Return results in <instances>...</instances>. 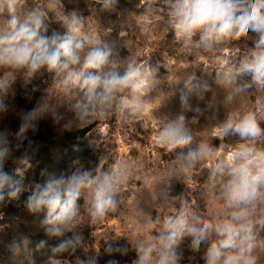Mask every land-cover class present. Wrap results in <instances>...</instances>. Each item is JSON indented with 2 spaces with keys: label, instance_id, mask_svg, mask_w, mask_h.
Returning a JSON list of instances; mask_svg holds the SVG:
<instances>
[{
  "label": "rangeland",
  "instance_id": "1",
  "mask_svg": "<svg viewBox=\"0 0 264 264\" xmlns=\"http://www.w3.org/2000/svg\"><path fill=\"white\" fill-rule=\"evenodd\" d=\"M169 7L170 0H118L111 8H104L103 0H24L17 9L21 21L34 10L43 12L47 36L67 32L62 17L81 18V57L91 47L107 45L118 71L129 64L139 69L141 83L135 96L140 107L136 112L120 107L121 101L126 105L134 95L126 89L111 106L81 119L75 105L83 92L65 82L66 73L47 68L31 73L0 64V103L4 108L9 102L15 104L10 111L13 116L22 106L27 111L37 106L43 109L41 120L62 137L66 180L83 173L97 180L119 174L115 211L94 220L92 189H83L71 231L53 236L48 232L52 226L44 222L42 241L46 244L31 249L12 239L15 235L1 234L0 264H87L89 260L134 264L141 245L153 247L149 264H156L159 237L167 234L165 224L170 218L183 212L188 226L200 227L203 221L215 225L233 211L224 196L227 168L223 175L214 169L221 163L229 165L231 153L240 145L254 144L264 150V135L253 141L235 133L221 137L218 130L230 114L249 111L256 113L264 129V107L256 106V100L264 98V86L253 84L248 75H235V68L258 37L249 32L239 39L213 42L211 47L201 42L199 33L177 39ZM8 18L6 11L0 13V31L6 29ZM230 69L234 78L229 83L225 76ZM174 122L182 123L193 139L190 145L169 151L158 137ZM202 146L210 155L189 166L187 153ZM9 160L12 170L19 168L24 175V159H16L13 153ZM19 196L29 195L21 192ZM8 210L15 214L14 209ZM252 219L253 255L256 264H264V200L257 201ZM8 229L16 233L9 225ZM74 236L80 238L74 249L56 250L63 239ZM219 239L213 230L194 248L192 236L185 232L176 245L177 264H205L207 248ZM109 248L122 251L110 252Z\"/></svg>",
  "mask_w": 264,
  "mask_h": 264
},
{
  "label": "clouds",
  "instance_id": "2",
  "mask_svg": "<svg viewBox=\"0 0 264 264\" xmlns=\"http://www.w3.org/2000/svg\"><path fill=\"white\" fill-rule=\"evenodd\" d=\"M117 2L103 0V7L111 8ZM23 3L24 0H0V13L6 11L9 16L6 29L0 31V64L26 68L31 73L41 68L58 74L66 73L65 82L83 92V98L75 105L81 119L95 114L97 109L104 110L111 106L117 94L126 89H130L134 95L126 105L121 101L120 107H128L132 112L139 109V101L135 96L141 83L139 69L129 64L123 72L118 71L117 62L111 59L112 49L107 45L91 47L82 58L84 42L78 39L83 27L81 18L75 15L62 17L67 32L63 36L56 33L47 36L44 34L47 31L44 13L39 9L29 13L23 21L18 17L17 9ZM169 16L177 39H190L199 33L206 47L223 39H239L249 32L256 34L258 38L254 47L242 57L235 68V75H248L253 84L264 86V0H170ZM233 78L230 69L225 80L230 83ZM182 99L186 100V97ZM256 106L257 109L264 107V98H258ZM3 108L4 105L0 103V110ZM42 111L37 106L22 113L19 137L23 138L29 129L35 130V122ZM218 131L221 137L235 133L242 139L253 141L264 135L254 111L230 114ZM192 139L182 123L174 122L160 132L158 142L171 151L190 145ZM10 143L0 134V201L6 196L16 199L24 191L22 178H17L22 177L20 169H14L13 173L5 170V163L13 151ZM32 143L29 141V145ZM15 147L20 148L21 143H16ZM209 155L210 150L202 146L189 150L186 159L191 166ZM231 156L229 165L221 163L214 169V173L223 175L227 168L229 179L224 185V196L227 206L233 209L229 217L215 225L203 221L200 227L188 226L183 212L176 218H170L165 224L167 234L159 237L161 247L156 264H177L176 245L185 232L192 236V246L198 248L213 230L221 239L207 248L205 264H256L252 217L257 201L264 200V192H261V188H264V150L257 149L254 144H243ZM118 183V173L105 175L98 180L88 173L74 175L67 180L63 177L50 178L43 186H35L27 198L26 206L31 212L47 209L45 223L52 226L48 232L59 237L65 231H71L78 214L77 201L83 189H92L91 216L95 220L116 210L114 195ZM79 239L78 236L65 238L56 250L74 249ZM45 244L46 241H40V246ZM138 252V260L134 264H149L153 247L141 245ZM87 264H94V261L89 260ZM109 264L118 262L109 261Z\"/></svg>",
  "mask_w": 264,
  "mask_h": 264
},
{
  "label": "trees",
  "instance_id": "3",
  "mask_svg": "<svg viewBox=\"0 0 264 264\" xmlns=\"http://www.w3.org/2000/svg\"><path fill=\"white\" fill-rule=\"evenodd\" d=\"M14 106L15 104L9 102L7 107L0 110V117H2L0 118V134L6 133L4 136L11 142L9 146L12 147V154L14 153L16 159H24L26 162L27 168L23 172L24 175L18 179L22 178L23 193L31 195L36 185L43 186L50 178L63 177L62 137L59 130H51L40 117L35 122V130L29 129L23 138L19 137L22 113L24 109L25 112L27 109L22 106L19 114L13 116L11 112ZM29 141L33 143L29 145ZM18 142L21 143L20 148L15 147ZM10 161L9 159L6 161L5 170L13 173L12 166L14 165H10ZM19 197L12 199L6 196L3 201H0V235L4 234L8 237L11 234L15 235L12 239L31 249L40 245L43 239L42 230H44L43 223L47 217V209L31 212L26 206L27 198ZM8 208L14 209L15 214L12 215ZM8 225L16 233L8 229Z\"/></svg>",
  "mask_w": 264,
  "mask_h": 264
}]
</instances>
